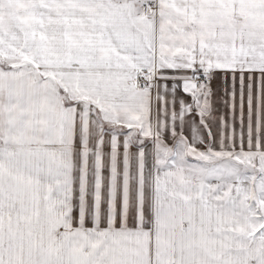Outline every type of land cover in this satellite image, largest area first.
Wrapping results in <instances>:
<instances>
[{"label":"snow or ice","instance_id":"snow-or-ice-1","mask_svg":"<svg viewBox=\"0 0 264 264\" xmlns=\"http://www.w3.org/2000/svg\"><path fill=\"white\" fill-rule=\"evenodd\" d=\"M0 264H264V0H0Z\"/></svg>","mask_w":264,"mask_h":264},{"label":"crops","instance_id":"crops-1","mask_svg":"<svg viewBox=\"0 0 264 264\" xmlns=\"http://www.w3.org/2000/svg\"><path fill=\"white\" fill-rule=\"evenodd\" d=\"M218 84H219V81H217V82H216V85H214V86H218Z\"/></svg>","mask_w":264,"mask_h":264}]
</instances>
